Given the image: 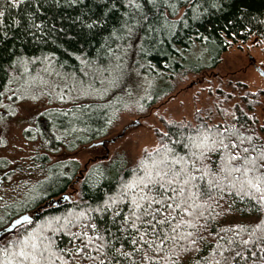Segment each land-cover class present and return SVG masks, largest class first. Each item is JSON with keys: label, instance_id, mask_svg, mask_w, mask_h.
I'll return each mask as SVG.
<instances>
[{"label": "trees", "instance_id": "trees-1", "mask_svg": "<svg viewBox=\"0 0 264 264\" xmlns=\"http://www.w3.org/2000/svg\"><path fill=\"white\" fill-rule=\"evenodd\" d=\"M213 2L219 3L220 7L212 8ZM11 3L12 0H0V11L4 12V16L0 17L3 21L0 30L8 33L7 37L0 34V93H4L0 95V104L5 105L0 107V121L12 113L7 106L13 108L21 102L47 100L49 105L59 106L40 113L33 126L23 134L24 139L39 142L31 158L32 168H29L36 179L29 180L21 198L0 206V215L10 220L17 215L33 214V218L39 221L46 216L64 215L68 210L75 209L76 205L80 209L89 204L94 207L109 186H114L115 181L127 175L128 169L132 167L125 156L115 155L108 161L93 163L81 171L77 162L68 159L53 161L50 158L52 154L60 150L74 151L105 137L118 116L130 110V105L134 106L136 113H143L173 91L176 79L218 65L221 55L230 46L246 43L254 37L263 45L264 55V0H191V6L188 0H178L179 11L175 15H171L172 9L168 8L167 19L175 22L171 31L165 28L150 33L142 50L137 45L135 50L127 51L117 72L104 73L93 80L91 69L86 68L81 59L95 60L103 54L104 38L108 28L116 22L115 15L106 18L108 23L104 27L92 31L85 29L75 18L83 16L84 19H97L103 14L106 0H84L83 4H61L60 7L54 6L50 0H41L42 11L37 13L38 20H46L49 27L55 24L57 29L63 28L75 37L63 43L56 39L60 33L53 34L52 40L45 36L40 42H34L27 30V13L35 10V4L24 3L15 8L11 7ZM169 3H177V0H169ZM164 10L165 5L161 0L160 12ZM181 14L186 23L180 19ZM14 20H20V24H14ZM160 24H164V17H161ZM36 36L39 37L40 33H36ZM117 43L123 47V42ZM116 46L113 45L114 48ZM196 46L206 48L210 55L207 62H203L202 58L198 63L187 62L185 54L195 50ZM20 55L39 58L40 63L29 64L27 73L22 67L13 70L9 67L10 61ZM45 56L51 58V64L43 59ZM85 71L89 75L84 76ZM71 76L74 79H70ZM10 77H15L11 83L8 82ZM131 77L136 80L134 91L127 84ZM24 88H29L38 99H16L13 96L14 91ZM239 88L243 86L239 85ZM260 94L264 95V91H260ZM8 96H13V100H8ZM249 99L252 100V97ZM242 102L245 105H217L215 110L222 120L218 123H213L211 110L203 117L197 113L190 122L171 121L170 124L165 121L164 131L155 133L158 144L182 138L181 132L187 136L200 125H224L229 122L245 135L253 132L264 135V126L259 125L255 114L257 100L251 102L243 97ZM163 132H168L169 136L161 140ZM1 162L0 166L4 167ZM100 172L103 173L102 177L98 175ZM76 180L77 199H63ZM25 200L29 201L26 206L23 203ZM205 208L207 211L201 224L206 225L207 231L200 233L205 237L202 248L216 244L218 237H224L225 240L232 237L241 228L251 231L257 223L264 221V205L248 198L241 199L234 192L229 194L225 191L221 194L213 191ZM222 229L231 231L225 233ZM241 236L248 239L247 232ZM69 240L70 237L64 235L56 243L75 254ZM251 252H256V258L250 256ZM244 254L248 259L239 261V264H253V259L258 264V258L264 256L255 247L245 249ZM193 255L185 254L182 264H192ZM224 255L229 253L225 252Z\"/></svg>", "mask_w": 264, "mask_h": 264}, {"label": "snow or ice", "instance_id": "snow-or-ice-1", "mask_svg": "<svg viewBox=\"0 0 264 264\" xmlns=\"http://www.w3.org/2000/svg\"><path fill=\"white\" fill-rule=\"evenodd\" d=\"M50 2L60 7L61 4H83L84 0ZM24 3L35 4V10L27 13V30L34 42H40L45 36L52 40L56 33L61 34L56 39L62 43L75 39L63 28L57 29L55 24L49 27L46 20H38L41 0H12L11 7L19 8ZM188 3L191 6V0ZM163 5L165 10L160 12L161 0H106L103 14L97 19L75 18L85 29L92 31L104 27L108 23L106 18L115 15L116 22L108 28L104 38L103 54L95 60L81 59V63L91 69L93 80L98 75L117 72L127 51L135 50L137 45L142 50L150 33L165 28L171 31L175 27L167 14L169 7L171 15L179 11L178 0L171 4L169 0H163ZM211 7L219 8L220 5L213 2ZM3 16L4 12L0 11V17ZM161 17H164L163 25L160 24ZM180 19L186 23L183 14ZM14 24L19 25L20 20H14ZM0 34L8 36L2 30ZM117 42H123V47ZM113 45L117 46L114 48ZM43 59L49 64L52 62L48 56ZM38 63L39 58L20 55L10 61L9 67L13 70L22 67L27 73L29 64ZM83 75L87 76L89 72L85 71ZM69 78L74 79V76ZM13 79L15 77H10L8 82ZM80 83L82 85L83 81ZM13 96L38 99L29 88L14 91ZM13 96L6 98L13 100ZM0 107L5 105L0 104ZM7 107L15 115L16 109ZM168 136V132H163L161 140ZM180 136L182 138L142 149L127 175L120 176L114 186H109L94 207L89 204L80 209L76 205L64 215L46 216L39 221L33 214L17 215L11 220L0 215V227L13 233L0 247V264H77L78 261L79 264H182L187 253L194 254L192 264H239L248 259L244 254L247 248L255 247L264 253V221L257 223L251 231L241 228L226 240L218 237L216 244L203 248L205 237L200 234L207 231L201 220L213 191L234 192L241 199L248 198L264 205V135L254 132L245 135L229 122L200 125L187 136L183 132ZM98 175L102 177L103 173ZM63 199L70 200L71 196ZM23 203L26 206L29 201ZM222 231L227 233L231 229ZM245 232L248 239L241 236ZM64 235L70 237L69 243L75 254L56 243ZM225 252L229 255H224ZM250 256L256 258L257 254L251 252ZM253 264H257L256 259ZM258 264H264V256L258 258Z\"/></svg>", "mask_w": 264, "mask_h": 264}, {"label": "rangeland", "instance_id": "rangeland-1", "mask_svg": "<svg viewBox=\"0 0 264 264\" xmlns=\"http://www.w3.org/2000/svg\"><path fill=\"white\" fill-rule=\"evenodd\" d=\"M186 53L187 62L198 63L201 58L207 62L210 55L205 47L196 46ZM263 45L251 37L246 43L230 46L214 68L202 72L188 73L175 80L173 91L143 113H136L133 105L121 113L109 133L94 142L82 145L74 151L60 150L50 158L73 160L81 171L96 162H105L115 155L123 154L128 164L133 165L145 147L158 146L156 132L164 131L165 121L190 122L197 113L200 116L212 111L213 123L222 122L215 108L217 105H245L243 97L256 101V118L264 126V55ZM127 84L135 89L136 80L132 77ZM239 85L243 88H239ZM135 94V93H134ZM252 95V96H251ZM252 97V100L249 98ZM59 105H49L47 100L21 102L14 105L15 115L0 121V206L21 198L29 180L36 179L29 168L31 158L38 149L39 142L26 140L24 132L43 111ZM132 108V109H131ZM211 116V114L209 115ZM1 176V175H0ZM30 187V186H29ZM77 180L66 191L71 200L77 199ZM2 227H0V230ZM12 232L0 237V245L11 238Z\"/></svg>", "mask_w": 264, "mask_h": 264}, {"label": "water", "instance_id": "water-1", "mask_svg": "<svg viewBox=\"0 0 264 264\" xmlns=\"http://www.w3.org/2000/svg\"><path fill=\"white\" fill-rule=\"evenodd\" d=\"M264 77V75H263ZM24 215V214H23ZM22 216V215H21ZM11 231L7 228H3L2 230H0V237L6 233H10Z\"/></svg>", "mask_w": 264, "mask_h": 264}, {"label": "flooded vegetation", "instance_id": "flooded-vegetation-1", "mask_svg": "<svg viewBox=\"0 0 264 264\" xmlns=\"http://www.w3.org/2000/svg\"><path fill=\"white\" fill-rule=\"evenodd\" d=\"M0 175H1V176H0L1 178H3V177H4V174H3V173H0Z\"/></svg>", "mask_w": 264, "mask_h": 264}]
</instances>
